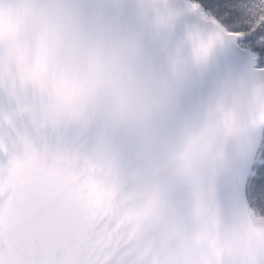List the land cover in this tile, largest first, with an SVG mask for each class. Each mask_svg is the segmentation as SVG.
Segmentation results:
<instances>
[{
  "label": "snow or ice",
  "instance_id": "snow-or-ice-1",
  "mask_svg": "<svg viewBox=\"0 0 264 264\" xmlns=\"http://www.w3.org/2000/svg\"><path fill=\"white\" fill-rule=\"evenodd\" d=\"M183 20L196 21L195 63L215 77L190 109L187 124L198 133L188 152L218 132L227 138L220 167L193 177L189 207L219 218L227 206L264 224V0H173L161 22L183 33ZM48 40L46 31L41 67ZM214 45L224 49L215 61ZM23 79L0 54V112L10 123L7 145L0 137V264H168L149 234L163 189L143 207L134 203L140 191L115 159L54 117ZM250 256L264 264V250Z\"/></svg>",
  "mask_w": 264,
  "mask_h": 264
},
{
  "label": "clouds",
  "instance_id": "clouds-1",
  "mask_svg": "<svg viewBox=\"0 0 264 264\" xmlns=\"http://www.w3.org/2000/svg\"><path fill=\"white\" fill-rule=\"evenodd\" d=\"M173 0H0V54L11 56L24 87L39 95L54 117L70 124L94 150L113 157L145 206L163 189L149 234L168 264H250L264 250V224L189 205L193 177L220 167L227 138L215 137L188 152L198 133L187 120L198 91L215 77L196 65L198 42L161 18ZM49 33L46 66L42 36ZM210 38V37H209ZM213 60L224 54L211 49ZM191 102V103H190ZM7 111L0 137L8 143ZM16 117L15 120H18Z\"/></svg>",
  "mask_w": 264,
  "mask_h": 264
}]
</instances>
